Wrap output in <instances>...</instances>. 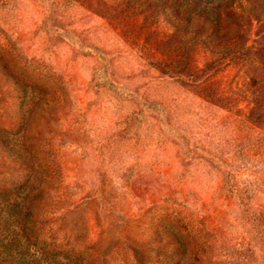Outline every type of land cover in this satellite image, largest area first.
<instances>
[{"label": "rangeland", "instance_id": "rangeland-1", "mask_svg": "<svg viewBox=\"0 0 264 264\" xmlns=\"http://www.w3.org/2000/svg\"><path fill=\"white\" fill-rule=\"evenodd\" d=\"M0 264H264V0H0Z\"/></svg>", "mask_w": 264, "mask_h": 264}, {"label": "trees", "instance_id": "trees-1", "mask_svg": "<svg viewBox=\"0 0 264 264\" xmlns=\"http://www.w3.org/2000/svg\"><path fill=\"white\" fill-rule=\"evenodd\" d=\"M6 259H4L2 262H5V263H7V262H9V261H11L12 260V255H6V257H5Z\"/></svg>", "mask_w": 264, "mask_h": 264}]
</instances>
